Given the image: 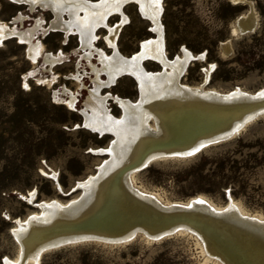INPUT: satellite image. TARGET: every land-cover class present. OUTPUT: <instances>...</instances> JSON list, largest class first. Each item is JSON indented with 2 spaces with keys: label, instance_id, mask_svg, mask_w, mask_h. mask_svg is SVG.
I'll return each mask as SVG.
<instances>
[{
  "label": "rangeland",
  "instance_id": "1",
  "mask_svg": "<svg viewBox=\"0 0 264 264\" xmlns=\"http://www.w3.org/2000/svg\"><path fill=\"white\" fill-rule=\"evenodd\" d=\"M251 3L257 18L255 29L234 34L237 17L247 12ZM163 8L162 25L170 58L182 54L184 46L195 54H204V60H192L183 82H202L206 78L204 67L208 66L211 73L206 89L252 92L264 86V0H163ZM124 10L128 23L117 42L120 50L130 55L138 50L142 39L154 34L152 22L142 16L136 3L129 2ZM20 14L24 18L17 22ZM37 19L44 23L33 34L35 42L40 39L43 43V53L36 60L29 55L28 43L17 36L0 37V264H7L5 257L21 258L22 246L13 230L19 225L13 221L15 217L25 220L40 210L26 199L30 191L36 190L32 198L38 201L54 198L65 203L81 197L84 191L76 187L78 181L94 173L110 156L109 152L95 154L93 149L108 147L114 138L111 133L101 135L82 126L80 109L93 82L78 35L47 33L44 27L53 19L49 9L31 10L27 4L0 0V33L1 22L29 30ZM118 19L114 15L110 23ZM106 31L104 28L99 33L104 35ZM228 39L231 48L226 52L223 42ZM96 45L113 52L103 38ZM46 52H61V60L48 65L43 58ZM92 60L100 62L97 51ZM145 65L152 70L161 68L149 60ZM77 73L83 86L73 77ZM106 90L133 100L139 97L130 75H122ZM71 92L77 96L75 109L66 104ZM109 107L114 115L121 114L113 100H109ZM53 171L56 176H52ZM135 175L133 184L168 208L170 203L202 196L211 204L235 205L246 214L264 217V115L228 140L202 147L188 157L155 159ZM208 256L197 236L187 231L158 240L138 233L126 243L80 240L53 246L41 254L40 264H220L217 258Z\"/></svg>",
  "mask_w": 264,
  "mask_h": 264
},
{
  "label": "bare ground",
  "instance_id": "2",
  "mask_svg": "<svg viewBox=\"0 0 264 264\" xmlns=\"http://www.w3.org/2000/svg\"><path fill=\"white\" fill-rule=\"evenodd\" d=\"M11 1L27 4L31 10L40 7L52 11L53 19L44 27L47 33L61 31L65 36L78 35L83 56L91 66L93 82L80 109L84 116L82 126L101 135L111 133L114 138L108 147L93 149L95 154L109 152L110 156L94 173L78 181L76 187L84 191L81 197L65 203L54 198L38 201L32 198L36 190L30 191L26 199L40 210L25 220L14 218L13 222L19 225L13 230L22 246L21 258L5 257L4 261L40 264L41 254L60 244L80 240L116 242L137 231H144L150 239L187 231L196 235L203 252L209 258H217L220 264H264V217L261 215L246 214L235 205H214L202 196L170 203V209L133 184L138 168L152 158L190 155L264 115V86L252 92L240 88L227 92L206 89L211 73L208 66L204 67L206 78L202 82L195 85L183 82L192 60L202 61L204 54H195L184 46L182 54L170 58L162 25L163 0ZM129 2L136 3L142 16L152 22L154 35L142 39L138 50L126 55L117 40L128 23L124 6ZM114 15L119 19L110 23ZM23 18L20 14L15 20ZM37 20L29 30L1 22L0 37L17 36L21 42L28 43L29 55L36 60L43 53V43L40 39L35 42L33 34L44 23ZM256 25L251 3L250 9L237 17L233 33L252 31ZM104 28L107 31L101 35L99 31ZM101 38L113 50L111 54L96 45ZM223 47L226 52L230 50V39L223 42ZM95 51L99 63L92 60ZM43 58L53 66L61 60V52H46ZM148 60L161 68H147ZM122 75H130L135 80L139 90L137 99L112 90L104 91L116 85ZM73 77L83 86L80 73ZM76 97L71 92L66 104L75 109ZM109 100L120 107L119 116L112 113ZM52 176H56L55 171Z\"/></svg>",
  "mask_w": 264,
  "mask_h": 264
},
{
  "label": "water",
  "instance_id": "3",
  "mask_svg": "<svg viewBox=\"0 0 264 264\" xmlns=\"http://www.w3.org/2000/svg\"><path fill=\"white\" fill-rule=\"evenodd\" d=\"M248 31H241L240 30V33H247ZM254 120V119H253ZM82 125H84V116H83V121H82ZM239 132V130H237V131H235V132H233L231 135H228L227 137H225V138H223L222 140H220V139H217L216 141H214L213 143H207V144H205L204 146H201V147H199L198 149H197V151H195L193 154H196L197 152H199L200 150H201V148L202 147H205V146H209V145H212V144H214V143H218V142H221V141H224V140H228V139H230V138H232L234 135H236V133H238ZM220 140V141H219ZM193 154H191V155H193ZM191 155H184V156H181V157H188V156H191ZM155 158H157V159H162V157L160 156V158H158V157H155ZM155 158H152L150 161H153V159H155ZM150 161L145 165V163H143V165H141L139 168H138V170H142V169H144V168H146L148 165H149V163H150ZM138 233H142V234H145L146 236L148 235L147 233H145L144 231H137L134 235H132V236H130V237H126V238H124V239H122V240H120V241H116V242H114V241H105V240H103V242H105V243H111V244H119V243H126V242H129V241H131ZM171 234H173V233H170V234H165V235H162V236H160L159 238H156V239H154V240H158V239H161L162 237H164V236H167V235H171ZM148 237V236H147ZM149 238V237H148ZM101 242H102V240H101Z\"/></svg>",
  "mask_w": 264,
  "mask_h": 264
},
{
  "label": "snow or ice",
  "instance_id": "4",
  "mask_svg": "<svg viewBox=\"0 0 264 264\" xmlns=\"http://www.w3.org/2000/svg\"><path fill=\"white\" fill-rule=\"evenodd\" d=\"M33 2H35V0H33Z\"/></svg>",
  "mask_w": 264,
  "mask_h": 264
}]
</instances>
